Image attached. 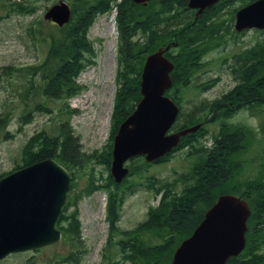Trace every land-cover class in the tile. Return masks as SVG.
<instances>
[{
	"label": "trees",
	"instance_id": "1",
	"mask_svg": "<svg viewBox=\"0 0 264 264\" xmlns=\"http://www.w3.org/2000/svg\"><path fill=\"white\" fill-rule=\"evenodd\" d=\"M111 1L74 0L71 4L70 20L63 27L44 23L39 18L35 20L32 28L27 29L32 43L43 45L46 51L41 62L26 67L31 76L29 84L31 86L32 83V86L29 91L19 92L24 110L22 120H26V116L33 110L46 109V99L66 101L82 90L76 79L82 69L91 63L88 62L90 58L94 57L86 34L94 18L110 12L113 7L117 11L116 22L120 41L117 78L121 80L113 111L115 130L133 111L140 99L139 76L146 55L173 41H177V51L176 55L171 57L175 69L171 76L172 87L167 95L176 100L177 93L189 85L191 77L202 67L199 62L204 52L209 49H204V45L220 41L222 38L219 34L222 22H218L214 17L222 10L221 6L224 8L236 0H220V3L206 10L198 19L195 14L191 17L192 11L186 7L187 0H154L146 6L136 5L132 0H120L111 6L116 0ZM240 1L245 5L254 0ZM214 8L216 11L209 13ZM12 10L19 14H29L33 11L21 2H15ZM44 25L48 27L45 34ZM233 58L231 68L237 84L222 98L204 108L205 113L212 114L210 122L219 124L218 131L212 136L211 146L206 148L197 140L205 130L182 139L180 145L189 148L188 155L192 158L189 176L182 174L173 182L167 181L155 186V196L160 195L158 206L150 208L146 219L133 230L125 232L126 239L118 242L124 259L130 264H169L176 247L198 226L218 195L225 192L238 193L247 200L251 209L247 221L245 247L238 257L231 258L227 264H264V160L261 172L255 179L240 185L236 183V174L240 171L242 162L239 157L247 149L252 134L248 128L227 121L239 109L259 111L261 122L258 130L264 134V38ZM12 71L14 69H3L0 73L3 78L0 81L12 78ZM35 77L36 83L33 82ZM230 106H234V110ZM7 113L1 108L2 138L7 134L5 128L12 117V114ZM202 119L199 117L190 120L189 115L180 126L199 123ZM58 131L55 136H49L44 131L32 136L23 147L24 165L53 158L74 174L73 171L84 163V158L77 151L75 139L71 130L66 128L65 122L60 124ZM110 156L109 152L105 155L107 167ZM138 161L143 160L135 158L132 163ZM148 165L150 164L145 162L139 166L131 165L128 176L142 172ZM107 180L108 187H119L113 184L110 176ZM127 181L128 179H125L122 185ZM179 183L183 186L177 192L174 189ZM97 188L100 186L93 190ZM117 192L110 189L107 196V221L111 234L117 233L118 211L124 199L123 194ZM76 204L73 200L69 206L73 205L75 210ZM74 210L71 214H63L59 218L58 227L65 238L70 237L72 242L79 243L80 225ZM64 221H67L66 226L62 225ZM149 237L162 240L151 244L147 242ZM78 253L70 252L63 260L74 264L79 258ZM29 260L24 264L32 263Z\"/></svg>",
	"mask_w": 264,
	"mask_h": 264
},
{
	"label": "rangeland",
	"instance_id": "2",
	"mask_svg": "<svg viewBox=\"0 0 264 264\" xmlns=\"http://www.w3.org/2000/svg\"><path fill=\"white\" fill-rule=\"evenodd\" d=\"M64 1L71 3L72 0ZM119 1L112 2L111 6ZM15 2H21L33 11L29 14L14 12L12 7ZM57 2L58 0H0V73L3 69H14L12 78L0 81V111L2 108L7 114H12L5 128L7 134L3 138L0 136V176L11 172L17 166H23V147L32 136L42 131L49 136H55L59 133L60 124L65 122L66 128L71 130L75 139L77 151L84 158L80 168L73 171L75 178L68 197L69 204L73 200L77 202L75 210L81 241L74 243L73 239L64 236L55 245L36 252L10 256L0 264H24L27 259L31 260L30 264H69L63 259L70 252H79V258L74 264H130L124 259L118 242L124 241V233L143 222L148 210L157 205L159 196L154 197L155 186L167 181L173 182L182 174L189 176L191 157H187V148H180L159 162L149 163L142 172L130 176L128 183L118 191L125 194L118 211L117 233L111 234L105 204L108 202V192L113 187H108V180L106 181L109 167L105 155L112 148L115 95L121 84L116 75L118 38L114 10L109 12L110 14L97 16L87 32L94 57L90 58L88 62L91 63L82 69L76 80L80 88L84 89L67 101L46 99V109L33 110L26 116V120H22L24 110L19 92L29 91L32 86V83L31 86L29 84L31 76L26 67L41 62L46 51L43 45L32 43L27 29L32 28L35 20L42 19L45 10ZM240 5V0L232 1L217 15L218 22H225L224 40L206 55L207 66L192 78L190 86L177 93L181 109L178 125L189 115L190 120L199 117L204 120L205 114L212 116L211 113H205L204 108L222 98L237 84V79L230 69L233 56L263 39L264 33L254 31L244 32L241 36L231 33L233 22H228V12ZM193 16L194 12L191 13L192 18ZM44 26L43 34L48 32V27ZM8 72L9 70L6 71ZM2 78L3 75L0 80ZM33 82H37L36 77ZM230 108L234 110L235 107ZM76 109V113L72 112ZM107 109L109 123L104 134H101L102 117ZM227 121L248 128L252 134L251 142L240 156L244 164L235 178L236 183L240 185L255 179L261 172L260 164L264 160V134L258 131L261 115L256 110L241 109ZM217 128L216 123L209 124L197 140L208 147L211 143L210 137L215 135ZM142 162L130 164L139 166ZM96 186L100 188L93 190ZM181 186L183 185L179 183L174 190L178 192ZM72 207L67 209V215L73 211ZM62 225L66 226L67 221L62 222ZM161 240L149 237L147 242L157 244ZM262 250L264 251V247Z\"/></svg>",
	"mask_w": 264,
	"mask_h": 264
},
{
	"label": "water",
	"instance_id": "3",
	"mask_svg": "<svg viewBox=\"0 0 264 264\" xmlns=\"http://www.w3.org/2000/svg\"><path fill=\"white\" fill-rule=\"evenodd\" d=\"M145 3L150 0H133ZM218 0H189L188 7L203 9ZM70 10L64 2L51 7L45 20L59 27L66 24ZM235 30L264 28V0H258L235 14ZM167 47L166 49H168ZM163 50L147 56L140 76L141 99L133 113L120 125L113 141L110 173L116 183L128 169L124 162L144 156L151 162L175 147L181 136L199 125L166 135L177 108L164 96L170 87L172 64ZM70 174L53 159L26 166L0 179V260L12 253L36 250L60 241L54 228L69 189ZM247 204L226 194L217 198L192 234L174 251L170 264H226L245 245Z\"/></svg>",
	"mask_w": 264,
	"mask_h": 264
},
{
	"label": "bare ground",
	"instance_id": "4",
	"mask_svg": "<svg viewBox=\"0 0 264 264\" xmlns=\"http://www.w3.org/2000/svg\"><path fill=\"white\" fill-rule=\"evenodd\" d=\"M193 20V19H192ZM185 25V24H184ZM186 27V26H185ZM109 110L107 109L102 117V126H101V134H104L106 126L109 123ZM160 187V186H159Z\"/></svg>",
	"mask_w": 264,
	"mask_h": 264
}]
</instances>
